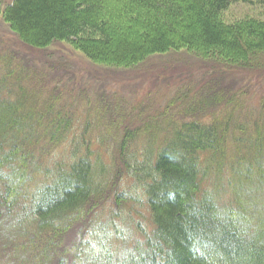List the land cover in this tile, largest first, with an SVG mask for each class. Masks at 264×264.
Wrapping results in <instances>:
<instances>
[{"label":"trees","instance_id":"1","mask_svg":"<svg viewBox=\"0 0 264 264\" xmlns=\"http://www.w3.org/2000/svg\"><path fill=\"white\" fill-rule=\"evenodd\" d=\"M236 2L250 0H0V17L22 48L41 51L65 42L105 67L131 68L152 55L180 51L219 67L255 66L264 53V21L226 24L222 14ZM14 54L25 59V54ZM185 78L186 95L191 96L195 85L203 92L212 85ZM8 79L13 81L9 85ZM29 82L11 71L0 82V239L10 247L9 264L14 259L52 264L51 253L60 249L55 240L94 206L105 174L87 143L89 154L76 151L69 164H43L47 153L37 157L44 146L53 150L77 142L74 131L80 119L53 97L62 93L59 86L45 101L21 84ZM213 82L221 83V76ZM208 90L206 97L213 98ZM186 95L180 100H187ZM190 110L195 108L184 116ZM229 123H165L173 138L154 158L148 150L146 162L133 167L142 189L136 200L148 206L149 228L130 249L123 245L116 256L100 251L84 264H264V134L257 131L236 140L228 136ZM150 128L127 132L129 142L147 133L153 137L156 131ZM227 143L237 149L230 155L232 177L227 178L223 204L202 185L210 162L225 166ZM206 152L212 154L207 161L202 157ZM249 186H256V193ZM126 197L118 193V198ZM42 238L51 241L41 250L36 239Z\"/></svg>","mask_w":264,"mask_h":264},{"label":"rangeland","instance_id":"2","mask_svg":"<svg viewBox=\"0 0 264 264\" xmlns=\"http://www.w3.org/2000/svg\"><path fill=\"white\" fill-rule=\"evenodd\" d=\"M12 1L5 0V4ZM2 18L0 82L2 79L5 81L10 71L14 75L30 78L33 82L21 83L22 86L35 91L45 101L50 98L51 91L59 86L62 93L53 97L61 100L60 104L80 119L74 131L77 142L72 141L53 150L52 146L51 149L44 146V152H40L39 156L37 149L33 153L37 157L47 153L41 158L43 164L52 165L56 160L69 164L76 151H81L80 156H85L89 154V149H93L90 156L96 162L100 157L99 164L105 174L99 178L103 193L95 204L92 203L94 206L81 212L80 221L55 240V244H60V249L57 253H51V258L54 257L52 264L62 261L66 264H84L88 257H96L100 251H106L107 256H116L123 251L118 250L119 247L124 245L123 248L130 249L141 240L142 231L149 228L151 221L146 202L143 204L136 200L142 189L137 184L133 167L146 162L148 150L151 151V158H154L162 145L173 138L172 130H168L171 127L165 126V123L178 124L179 127L194 119H202L203 125H211L214 121L230 122L228 136L236 140L247 139L257 131L264 134V53L259 55L255 66L248 67H219L214 61L197 58L186 51L152 55L131 68L105 67L92 63L65 42L55 43L41 51L22 48ZM221 19L226 24L264 21V2H236L225 10ZM15 52L25 54V59L18 58ZM9 63L13 65L8 66ZM185 76L188 80V76L195 78L203 86L212 85L209 90L203 87L204 92L195 85L191 88V96L186 95L187 90L182 92L187 84H182ZM219 76L221 83L213 82ZM11 82L8 79V85ZM207 90L213 98L206 97L209 95ZM200 92H203L201 96ZM204 93V100L200 102ZM182 94L187 97L184 102L180 100ZM191 108H195V111L192 113L190 110V114L184 116ZM83 119H88L90 125H86ZM147 127L156 131L153 137L147 133L144 138L129 142L127 132H142ZM84 143L88 144L89 149ZM235 149L237 147H229L227 143L223 159L225 166L221 164L217 168L214 162H207L209 178L205 179L202 187L223 199V204L227 202V178L232 177L233 156L230 155H234ZM245 153L242 151L240 154ZM211 155L206 152L202 157L207 161ZM250 187L256 193V186ZM118 193L127 197L118 198ZM134 209L138 211L134 212ZM103 227L106 230H100ZM94 233H98V236ZM114 237L118 240L115 241ZM46 239H36L41 250L46 242L51 241ZM8 246L0 239V264L11 262ZM13 263L23 262L14 259Z\"/></svg>","mask_w":264,"mask_h":264}]
</instances>
